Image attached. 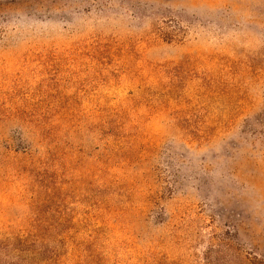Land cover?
I'll return each instance as SVG.
<instances>
[{"label":"rangeland","instance_id":"1","mask_svg":"<svg viewBox=\"0 0 264 264\" xmlns=\"http://www.w3.org/2000/svg\"><path fill=\"white\" fill-rule=\"evenodd\" d=\"M15 238L35 264H264V0H0Z\"/></svg>","mask_w":264,"mask_h":264},{"label":"trees","instance_id":"2","mask_svg":"<svg viewBox=\"0 0 264 264\" xmlns=\"http://www.w3.org/2000/svg\"><path fill=\"white\" fill-rule=\"evenodd\" d=\"M164 37L167 41H169L170 37ZM28 241L25 239H13V240H0V264H35L33 258H27L23 255L27 252H31L27 246ZM34 255V253H32ZM16 261H12V259Z\"/></svg>","mask_w":264,"mask_h":264}]
</instances>
